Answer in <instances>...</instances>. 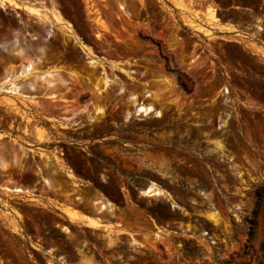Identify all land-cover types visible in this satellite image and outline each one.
I'll use <instances>...</instances> for the list:
<instances>
[{
	"label": "rangeland",
	"instance_id": "1",
	"mask_svg": "<svg viewBox=\"0 0 264 264\" xmlns=\"http://www.w3.org/2000/svg\"><path fill=\"white\" fill-rule=\"evenodd\" d=\"M0 264H264V0H0Z\"/></svg>",
	"mask_w": 264,
	"mask_h": 264
},
{
	"label": "bare ground",
	"instance_id": "2",
	"mask_svg": "<svg viewBox=\"0 0 264 264\" xmlns=\"http://www.w3.org/2000/svg\"><path fill=\"white\" fill-rule=\"evenodd\" d=\"M16 1H18V0H16ZM26 1V0H25ZM29 1V0H28ZM6 5V4H5ZM27 9H29V7L27 8ZM41 9V8H40ZM40 9H34V7H32L31 9H30V13L31 14H34L35 15V17L36 16H41L40 18H42V16L44 17V16H46V17H48V14H46V13H42V12H46V11H42V10H40ZM42 11V12H41ZM29 13V14H30ZM45 17V18H46ZM19 40V39H18ZM18 40L17 39H15V43H14V45L15 46H18V45H20V43H18ZM23 49V48H22ZM19 52H21V51H19ZM18 52V53H19ZM32 59V58H31ZM28 63H29V61H28ZM26 65V67H25V70L26 71H28V72H30V69H32L33 68V62H32V60H31V62L27 65V64H25ZM34 65H35V62H34ZM22 68L24 67L23 65L21 66ZM13 71V70H12ZM26 73V72H25ZM44 79H42V80H44V81H48V79H46L45 80V77H43ZM10 86H11V84H10ZM9 86V87H10ZM20 88V87H19ZM12 89V88H11ZM15 89V88H14ZM17 89V88H16ZM20 90V89H19ZM143 108V107H142ZM142 108H140V109H142ZM49 182V181H48ZM50 184V183H49ZM145 192L147 193V194H151V195H160L161 193H162V191L159 189V188H157L156 186H154V185H149V186H147V188L145 189ZM103 205V204H102ZM101 205V206H102ZM100 206V207H101Z\"/></svg>",
	"mask_w": 264,
	"mask_h": 264
},
{
	"label": "trees",
	"instance_id": "3",
	"mask_svg": "<svg viewBox=\"0 0 264 264\" xmlns=\"http://www.w3.org/2000/svg\"><path fill=\"white\" fill-rule=\"evenodd\" d=\"M257 214V211L256 212H254V216ZM253 223V222H252ZM252 234H253V231L251 230V231H249V235H251L252 236Z\"/></svg>",
	"mask_w": 264,
	"mask_h": 264
},
{
	"label": "flooded vegetation",
	"instance_id": "4",
	"mask_svg": "<svg viewBox=\"0 0 264 264\" xmlns=\"http://www.w3.org/2000/svg\"><path fill=\"white\" fill-rule=\"evenodd\" d=\"M45 3V1H43Z\"/></svg>",
	"mask_w": 264,
	"mask_h": 264
}]
</instances>
